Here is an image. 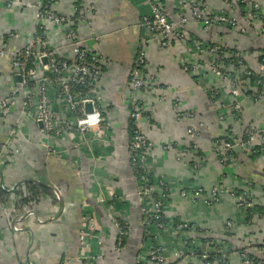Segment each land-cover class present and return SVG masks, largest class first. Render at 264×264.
<instances>
[{
	"label": "crops",
	"instance_id": "1",
	"mask_svg": "<svg viewBox=\"0 0 264 264\" xmlns=\"http://www.w3.org/2000/svg\"><path fill=\"white\" fill-rule=\"evenodd\" d=\"M11 1L0 0V46H5L8 53L21 49L32 37L37 6L44 2L18 0L21 6L15 9ZM78 1L85 19L74 27L81 48L103 58L99 91L104 122L82 141L73 135L63 136L54 142L56 154L49 153L45 148L48 138L40 133V127L21 115L23 94L11 57L7 54L0 58V102L11 97L18 102L7 118L0 115V191L5 193L0 203V264H84L87 253L81 251L78 241L82 230L91 235L87 240L88 255L100 256L99 264H132L135 245L142 235V206L127 150L128 75L139 42L148 36L141 17L149 13L150 7L144 0ZM156 1L172 22L183 16L189 20L182 26L186 40L173 39L166 48L153 41L146 44L145 72L153 78V88L142 92L144 115L139 126L151 145L148 167L151 181L156 184L154 191L160 192V181L167 190L163 215L170 221L193 224L203 234L209 232L213 241L231 251L227 264H241L240 250L257 259L264 241V158L250 159L243 150H231L234 162L222 164L215 144L228 131L239 140L251 129L252 145L264 146V94H259L258 100L243 93L234 97L230 89L233 71L228 70L232 66L220 62L222 75H215L211 67L215 57L198 53L194 43L234 49L247 68L259 72L258 65L264 57V22L247 24L233 0ZM74 5L75 0H52L50 7L55 14L69 18ZM192 6L210 15L226 13L237 26L212 25L205 30L192 20ZM45 29L49 47L63 59L71 60V48L64 37L66 27L47 23ZM174 104L181 112L192 113L194 119L190 123L178 121ZM236 104L241 111L238 117ZM190 127L196 130L193 138L186 135ZM12 128L18 129L17 137L11 136ZM9 137L14 139L11 145L6 143ZM186 143L193 146L195 153L184 151ZM10 147H14L12 155H3ZM181 155L186 156L184 160ZM30 185L44 190L36 206L23 203L20 197L30 195ZM214 185L248 193L253 203L262 208V216L255 214L247 223L230 196L211 208L180 197L183 189H209ZM32 206L35 210L31 218L27 208ZM112 219L128 225L130 230L120 252L115 249ZM227 221L232 228L224 227ZM159 236L164 253L170 256L180 235L169 232Z\"/></svg>",
	"mask_w": 264,
	"mask_h": 264
},
{
	"label": "built area",
	"instance_id": "2",
	"mask_svg": "<svg viewBox=\"0 0 264 264\" xmlns=\"http://www.w3.org/2000/svg\"><path fill=\"white\" fill-rule=\"evenodd\" d=\"M42 5L37 6L36 27L32 37L21 49L13 50L8 53L5 46H0V58L7 54L11 57L14 73L20 77L19 91L23 97L20 103L21 115L31 119L40 127V133L48 138L49 143L45 144L48 152L55 153L54 142L63 136H76L79 141L90 137L92 131L98 129L104 122L101 114L103 96L99 91V82L102 75L101 63L103 58L97 54L81 48L74 27L78 23L85 22L80 8L73 6L69 18H64L52 12L51 2L44 5L47 0H43ZM150 7L149 13L141 17V25L147 33V37L139 42L133 67L128 75V95L130 97V120L133 122L134 131L127 144V150L135 180L137 183V198L142 206L143 217L141 220L142 240L135 248V257L132 264H172L174 261H180L184 264H227L228 255L231 252L221 244L213 241L208 233H202L193 224L186 221H170L163 215L164 198L167 196V190L163 182L158 183L160 192L154 191V186L149 184V163L148 153L151 145L141 131L139 121L142 116L141 102L138 95L149 88H153V78L145 73L147 63L146 44L148 41L155 42L161 48L169 46L173 39L186 40L187 36L182 30V26L188 24L186 17H180L179 20L172 22L163 12L160 4L156 0H144ZM234 5L238 7V1L233 0ZM245 5L246 11L243 12L247 24L251 22H264V0H240ZM10 5H20V1L13 0ZM47 4V3H46ZM191 17L197 23L203 25L208 30L212 25L227 27H236L237 23L230 15L226 13L210 15L201 11L199 7H191ZM51 23L57 26H65V41L71 48L72 59H63L57 51L52 50L46 41L45 25ZM198 53H209L215 57V62L211 64L212 72L215 75H222L220 62H228L231 66L241 69L240 74L230 78V89L234 97L239 94H248L253 100H258L257 86H262L264 90V57L258 65L259 72H253L245 66L242 56L239 52L234 54L222 53L219 46L194 43ZM47 60L46 64L42 59ZM235 64V65H234ZM222 70V71H221ZM164 100V99H162ZM89 103L92 107L91 113L85 112V105ZM18 105L16 98L11 97L0 102V115L7 118L11 110ZM178 121L183 123L191 122L194 115L188 112H181L179 107L172 106ZM235 113L241 114L238 104L234 107ZM223 115L219 119L223 121ZM196 130L192 127L186 130L189 138L195 136ZM254 131L247 129L243 134L248 140L236 139L232 135H227L235 141V145L248 154L249 157H263L264 146L254 147L251 138ZM11 136H18V129H11ZM242 135V136H243ZM77 140V139H76ZM81 140V141H82ZM223 141V140H222ZM14 139L9 137L7 144L11 145ZM184 151L187 154L195 153L193 146L186 143ZM259 148L261 152L255 151ZM231 146L223 141H217L215 144V153L220 163L226 164L234 162L231 155ZM181 157H186L181 155ZM184 160V158H183ZM198 163V162H197ZM198 164L195 163L194 169ZM264 198V188L261 189ZM232 197L238 210L245 213V217L253 214H246L248 209H252V199L247 193L238 194V192L229 191L227 188L214 185L209 189L200 187L183 189L180 191V197L183 200L193 204H201L206 207L217 206L224 198ZM255 215V214H254ZM28 217H33L32 211H27ZM115 229V249L120 252L125 248L126 242L130 236L128 225L119 222L117 219L111 220ZM232 223L225 222V228H232ZM16 231V226H11ZM169 232L180 235L177 246L172 250L170 256L166 255L163 246L160 245L159 234H168ZM182 235V236H181ZM91 235L85 231H80L78 235L79 247L83 253H87L84 264H99L101 257L89 254L87 240ZM201 237V239H200ZM201 241V243H200ZM260 246V257L255 259L249 255L246 250L238 252L241 264H264V241ZM216 255L210 258V255Z\"/></svg>",
	"mask_w": 264,
	"mask_h": 264
},
{
	"label": "trees",
	"instance_id": "3",
	"mask_svg": "<svg viewBox=\"0 0 264 264\" xmlns=\"http://www.w3.org/2000/svg\"><path fill=\"white\" fill-rule=\"evenodd\" d=\"M17 1V0H16ZM238 2V7H239V9L242 11L243 10V8H245V5L244 4H242L241 3V1L240 0H237ZM47 3V4H46ZM49 4V0H47V2H45L44 3V5L45 6H47ZM11 7H13V8H15V9H19L20 8V6L19 5H17V4H13V5H10ZM75 7L78 9V7H79V1L78 0H75ZM219 49H220V51L222 52V53H227V54H234L235 52H237L236 50H234V49H228V48H225V47H223V46H221V47H219ZM223 61H225V60H223ZM226 64V66H228L229 64H227V63H225ZM235 65V64H234ZM233 67V68H232ZM232 67H229L228 68V70H232L233 71V77L236 75V74H240L241 73V69H238V68H236V66H232ZM146 73V72H145ZM257 91L261 94V93H263L264 94V90H263V87L262 86H257ZM139 96V98L143 101V99H144V94L143 93H140V95H138ZM133 131H134V126H133V122L130 120V125H129V132H130V139H131V137H132V133H133ZM227 135H230L229 134V131H228V134ZM0 139H2V138H0ZM241 139H242V141L244 142V141H246V140H248V138H247V136L246 135H243L242 137H241ZM217 140H219L221 143L223 142L222 140H220V138H218ZM0 141H2V140H0ZM2 144H0V146H1ZM12 151H14V147H10V150H7V151H4L3 152V155H12ZM255 151H257V152H261L260 151V149L259 148H255ZM263 153H264V151H263ZM250 159H252V158H255V157H249ZM149 184L151 185H156V184H154L152 181H151V178H149ZM29 190H30V195L28 196H21L20 195V197H21V200H22V202L23 203H26V204H29V203H31L32 205H34V206H36V204H37V201H38V196L40 195V192H44V190H42V188H39L37 185H30L29 186ZM238 194H242L241 192H238ZM261 194H262V191H261ZM51 195V194H50ZM247 195H248V193H247ZM263 195V194H262ZM4 197L5 196V193L4 192H2V191H0V203L2 204L3 203V201L5 200V199H2L1 197ZM249 196V195H248ZM250 197V196H249ZM252 205H253V207H252V209H248L247 210V213L246 214H250V213H252L253 214V216H254V214H257V216H262V208L261 207H258V206H256L254 203H253V201H252ZM34 206H32V207H28L27 209L29 210V211H32V210H35V207ZM244 215H245V213H243ZM251 215H248V217H246V222L247 223H250L251 222ZM178 220H174V222H177ZM160 235V234H159ZM158 240H159V242H160V236H158ZM139 241V240H138ZM200 243H201V241H200ZM261 248H263V246H260V249ZM240 251H242V250H240ZM239 251V252H240ZM216 255H214V254H211L210 255V258L212 259V258H214Z\"/></svg>",
	"mask_w": 264,
	"mask_h": 264
},
{
	"label": "water",
	"instance_id": "4",
	"mask_svg": "<svg viewBox=\"0 0 264 264\" xmlns=\"http://www.w3.org/2000/svg\"><path fill=\"white\" fill-rule=\"evenodd\" d=\"M42 63L46 64L47 60L45 58H43L42 59ZM16 80H17L18 83H20V77L18 75H16ZM85 112L86 113H91L92 112L91 104L87 103L85 105ZM220 140H223L226 143H228L231 146L232 150H239L240 151V149L235 145V141L232 138H230L228 136H221Z\"/></svg>",
	"mask_w": 264,
	"mask_h": 264
},
{
	"label": "rangeland",
	"instance_id": "5",
	"mask_svg": "<svg viewBox=\"0 0 264 264\" xmlns=\"http://www.w3.org/2000/svg\"><path fill=\"white\" fill-rule=\"evenodd\" d=\"M142 236H143V235H141V237H140V238H138V240H139V241L137 240V244L135 245V247H136V248H137V247L139 246V244L141 243Z\"/></svg>",
	"mask_w": 264,
	"mask_h": 264
}]
</instances>
